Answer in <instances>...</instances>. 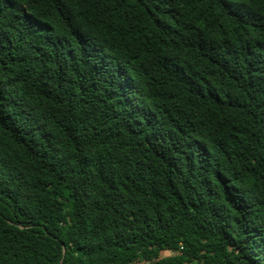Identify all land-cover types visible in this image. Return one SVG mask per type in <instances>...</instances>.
I'll return each mask as SVG.
<instances>
[{
  "label": "trees",
  "instance_id": "obj_1",
  "mask_svg": "<svg viewBox=\"0 0 264 264\" xmlns=\"http://www.w3.org/2000/svg\"><path fill=\"white\" fill-rule=\"evenodd\" d=\"M0 264H264V0H0Z\"/></svg>",
  "mask_w": 264,
  "mask_h": 264
}]
</instances>
